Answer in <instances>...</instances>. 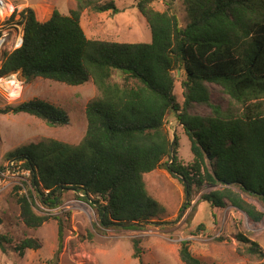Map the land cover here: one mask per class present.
Segmentation results:
<instances>
[{"label": "trees", "instance_id": "1", "mask_svg": "<svg viewBox=\"0 0 264 264\" xmlns=\"http://www.w3.org/2000/svg\"><path fill=\"white\" fill-rule=\"evenodd\" d=\"M153 1L137 6L149 25L150 43L87 38L81 13H118L114 0H77V10L68 15L54 10L46 22L38 21L32 9L21 13L24 41L5 54L0 78L19 74L26 81L42 78L72 87L92 81L100 94L87 105L81 144L49 139L8 155L30 173V196L18 197L26 227L38 229L49 220L34 212L31 199L39 197L44 206L56 208L65 192L75 191L97 210L102 228L144 231L146 225L159 224L151 221L158 204L144 178L160 169L180 181L187 202L194 187L209 185L213 190L202 201L237 209L253 225L264 222V213L244 198L264 203V0H186V27L171 5L159 12ZM177 71L185 90L183 105L174 95ZM211 84L244 105L242 113L213 106ZM195 105L211 107L212 115L191 114ZM21 113L52 128L69 124L66 111L37 99L0 109V115ZM173 114L190 141L193 162L188 166L179 160V140L166 129ZM63 236L60 227L58 252ZM8 243L0 235L2 252ZM18 247L24 255L42 245L27 238ZM257 250L248 248L252 255ZM141 253L136 241L133 257L139 264ZM179 255L184 264H202L187 240Z\"/></svg>", "mask_w": 264, "mask_h": 264}, {"label": "rangeland", "instance_id": "2", "mask_svg": "<svg viewBox=\"0 0 264 264\" xmlns=\"http://www.w3.org/2000/svg\"><path fill=\"white\" fill-rule=\"evenodd\" d=\"M139 1L114 0L118 13L84 10L81 26L87 38L114 43H150L151 31L137 7ZM3 2L8 9L7 25L19 24L21 13L28 8L34 11L40 22L49 20L54 10L68 15L78 8L77 0ZM169 5L178 16L180 26L186 27L190 22L186 0H154L151 4L159 12L169 10ZM16 36L12 32L6 38L0 50V67L5 54L13 52L9 49L10 41ZM184 91L180 71H177L174 95L180 105L185 101ZM210 91L211 104L223 112L242 113L244 110L245 106L232 101L221 86L211 84ZM99 96L92 81L72 87L42 78L26 81L19 74L0 78V109L37 99L60 107L69 116L67 126L52 128L28 114L0 115V235L10 240L5 244V252L0 249V264H50V261L54 264H139L133 257L136 241L142 251V264H184L179 251L181 243L186 240L202 264H264V222L253 225L237 209L214 208L202 201L201 196L213 190L209 185L200 189L194 187L191 201L187 202L183 185L165 169L145 175L148 194L158 204V212L151 221L159 224L146 225L144 231L102 228L97 210L81 201L78 196L82 195L75 191L65 192L56 208L44 206L39 197L31 199L34 212L48 216L49 220L38 229L25 226L18 197L30 196V173L22 168V162L10 160L8 155L49 139L73 146L81 144L88 126L87 105ZM191 114L208 116L212 115V109L195 105ZM166 129L172 140L176 137L179 140L181 163L191 165L190 141L174 114L168 118ZM244 198L264 213L262 201L248 195ZM161 222L166 224L161 225ZM60 227L64 236L62 250L58 252ZM27 238L37 239L42 247L26 250L21 255L18 246ZM250 247H256L257 254H249Z\"/></svg>", "mask_w": 264, "mask_h": 264}, {"label": "built area", "instance_id": "3", "mask_svg": "<svg viewBox=\"0 0 264 264\" xmlns=\"http://www.w3.org/2000/svg\"><path fill=\"white\" fill-rule=\"evenodd\" d=\"M6 11H8L6 7V3L3 2V0H0V50L3 47V45L6 43V38H8L9 33L13 32L17 34V36L13 37L12 40L10 41L9 49L14 51L20 48L23 44L24 27L23 24L20 23L7 25L9 20H7Z\"/></svg>", "mask_w": 264, "mask_h": 264}, {"label": "bare ground", "instance_id": "4", "mask_svg": "<svg viewBox=\"0 0 264 264\" xmlns=\"http://www.w3.org/2000/svg\"><path fill=\"white\" fill-rule=\"evenodd\" d=\"M4 81H6V80H4ZM3 83H5V82H3ZM3 83H2V84H3ZM7 83H8V82H7ZM6 86H9V84H7ZM10 86H11V85H10Z\"/></svg>", "mask_w": 264, "mask_h": 264}, {"label": "clouds", "instance_id": "5", "mask_svg": "<svg viewBox=\"0 0 264 264\" xmlns=\"http://www.w3.org/2000/svg\"><path fill=\"white\" fill-rule=\"evenodd\" d=\"M20 23V22H19ZM21 24V23H20ZM23 24V23H22ZM23 27H24V25H23ZM24 41V40H23ZM21 48V47H20ZM19 49V48H18ZM17 50V49H16ZM15 51V50H14ZM12 53V52H11Z\"/></svg>", "mask_w": 264, "mask_h": 264}]
</instances>
